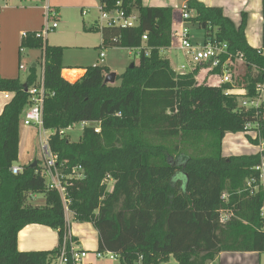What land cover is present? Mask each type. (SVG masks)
Returning a JSON list of instances; mask_svg holds the SVG:
<instances>
[{
    "label": "trees",
    "instance_id": "obj_1",
    "mask_svg": "<svg viewBox=\"0 0 264 264\" xmlns=\"http://www.w3.org/2000/svg\"><path fill=\"white\" fill-rule=\"evenodd\" d=\"M182 1L191 22L205 30L206 41L227 43L232 53L245 55L240 85L254 95L264 82L263 73L254 72L255 67L264 69V0L260 50L247 42L246 12L237 26L219 7ZM118 2L127 14L139 16V26L104 27L102 47L133 50L147 35L144 47L151 49L133 69L117 76L119 84L105 85L110 70L100 66L70 83L62 77V47L43 44L34 33H27L21 44V49L43 50L50 93L44 128L59 132L91 124L78 142L58 133L49 141L61 161L82 166L86 173L69 189L74 218L93 223L99 251L114 253L121 264H160L171 256L178 264H212L223 252L264 253V188L257 170L262 155L222 154L226 134L248 133L245 125L254 116L264 140V109L240 111L239 97L225 93L234 87L199 84L200 68L182 75L172 69L161 53L171 47L173 8L146 7L143 0H100V6L113 10ZM37 68L32 65L26 83L0 79V92L13 94L0 114V264H50L60 257L68 233L61 199L47 189L40 163L21 166L18 175L11 172L19 159L21 117L29 104L25 87L38 85ZM33 195H42L45 205H32ZM30 225L57 231L58 248L19 251L18 235Z\"/></svg>",
    "mask_w": 264,
    "mask_h": 264
},
{
    "label": "rangeland",
    "instance_id": "obj_2",
    "mask_svg": "<svg viewBox=\"0 0 264 264\" xmlns=\"http://www.w3.org/2000/svg\"><path fill=\"white\" fill-rule=\"evenodd\" d=\"M7 1L13 4V2H21L22 0ZM170 1L172 0H145L144 4L149 7H165ZM29 2H33L41 7L43 4H47L55 12L51 13L48 25H52L58 19L57 24L59 27L48 35L43 44L47 42L49 46H60L63 48V67L85 70L94 66L107 67L110 73H116L119 78L132 64H138L139 56L134 50L102 47V25L99 22L100 0H55L50 4H48V0H31ZM173 2V5L176 2V7H174L175 11L180 14L181 8L183 7L181 6L182 0H175ZM83 11L87 12V15H83ZM244 12L247 13L245 30L247 42L252 48L260 50L262 49L263 27L262 0H249V5ZM189 29L190 38L194 45L202 46L206 43V32L204 29L199 28L195 23H190ZM24 51L25 53L23 54L21 62V65L24 67L21 70L22 81H26V77L33 64H37L40 68L39 79L44 69L42 59L43 50L41 48L25 47ZM101 53H105L106 57L104 59L100 58ZM161 56L169 59L172 69L179 74L181 73L180 67L188 63V57L183 51L177 49V43L162 51ZM242 73L243 69L241 68L240 74ZM197 81L199 84L208 85H218L220 83V79L210 74L206 68H202L199 71ZM119 83L120 80L117 79L116 84ZM2 99L8 103V101L4 100V97ZM83 130L84 127L81 123H78L70 131H66L65 136L69 138L70 142H78ZM50 135L51 131H47L46 135L44 133L40 134L36 127H27L21 121L19 128V159L16 166H26L29 163L38 161L40 168H42L44 163L40 140ZM254 141H257V134L254 131L248 133H227L222 142V154L224 157L229 158L259 154V145L254 143ZM107 183L111 190L112 182L107 181ZM38 198L40 200L44 199L42 195H38ZM69 219H71L74 233L95 247V249L90 251L85 249V251L100 252L99 234L94 224L91 222H79L71 217V215ZM253 261L252 264H258L259 258H254ZM97 263L121 264V261L119 258L112 260L104 252V257L98 260ZM160 264H178V262L174 258H170L168 261L160 262ZM261 264H264V253L261 255Z\"/></svg>",
    "mask_w": 264,
    "mask_h": 264
},
{
    "label": "built area",
    "instance_id": "obj_3",
    "mask_svg": "<svg viewBox=\"0 0 264 264\" xmlns=\"http://www.w3.org/2000/svg\"><path fill=\"white\" fill-rule=\"evenodd\" d=\"M7 0H0V8L5 4ZM47 23L39 32L34 33L36 39H40L43 42L51 32L58 29V19L52 25H48L51 13H55L50 6L46 8ZM83 15H87V12H83ZM192 19L187 4L181 8L180 18L178 21H174L172 25L171 34V46L177 43V49L183 51L188 57V63L180 67L181 75L191 72L197 68H206L209 73L220 79V85H230L234 87L233 90H226V95L234 94L239 97V110H255L264 109V82L258 84L255 88V94L250 96L249 91L244 85H240L243 77L246 73L247 59L241 52L232 53L227 43H219L217 41L208 40L202 46L194 45L190 38V29L188 23ZM99 22L104 27L108 28H137L139 26V16L137 14H127L122 9L121 3L118 2L113 10H106L100 6L99 8ZM148 40L147 35L143 36L142 46L133 49L137 52L138 56L144 53L146 56L150 54L151 49L145 48L144 45ZM24 49H21L23 52ZM105 53L100 54V58L104 59ZM97 67V66H94ZM24 68L21 66V69ZM243 69V73L240 74V69ZM219 70V72H215ZM255 73H263L264 69L259 70L257 67L254 68ZM177 73V72H176ZM179 74V73H177ZM29 104L24 110L21 117V121L27 127H36L39 133L46 135L47 131L44 128L43 113L44 104L46 99L50 96L49 91L45 87L44 69L38 80V85H33L28 88ZM54 94H51L53 96ZM5 99L11 100L13 94L5 93ZM255 117V118H254ZM253 117V120L249 121L245 125L247 132L254 131L257 134V138L260 140L259 153L262 155V163L257 168L260 173V185L264 188V140L260 138L261 125ZM81 125L86 128L91 126L88 122H83ZM73 127L68 129L60 130L59 132L51 131V135L40 140V148L43 154V167L40 168V175L44 177L46 187L49 191L56 192L62 202L64 209L65 218L68 226V233L65 235L63 245L61 247V255L58 260L51 262L50 264H68L70 261L73 264H85L87 258L90 256V252L81 249L77 241L70 234L69 217L74 216L71 210L72 200L69 195V189L73 184L79 181H83L86 178L85 170L82 166H71L68 161H61L59 156L55 154L49 147L50 138L57 133L64 137L66 131H70ZM101 129L99 125L95 127V132L100 133ZM23 169L21 166L14 165L11 168V172L14 175L22 173ZM107 181H111L107 179ZM254 181L249 183L252 185ZM258 191V187L254 189ZM34 196V195H33ZM32 196V197H33ZM31 197V199H32ZM223 201L226 200V196L223 195L221 198ZM110 258L117 259V255L111 252H106ZM98 258L104 257V253L97 252Z\"/></svg>",
    "mask_w": 264,
    "mask_h": 264
},
{
    "label": "crops",
    "instance_id": "obj_4",
    "mask_svg": "<svg viewBox=\"0 0 264 264\" xmlns=\"http://www.w3.org/2000/svg\"><path fill=\"white\" fill-rule=\"evenodd\" d=\"M31 0H22L21 2L10 3L7 1L0 8V79H19L22 83H26L29 73L26 77V81L21 79V62L25 51L21 52V44L23 37L27 33H36L43 29L47 23L46 7L38 6ZM46 1V0H44ZM55 0H48V4ZM145 0H143L144 3ZM173 1H170L167 6L173 8V22L178 21L180 14L175 11L176 2L173 5ZM208 7H219L223 10L224 14L229 17L235 25L239 26L242 21V13L249 5V0H198ZM172 4V5H171ZM145 5V4H144ZM185 2L182 1L184 6ZM146 6V5H145ZM51 7V6H50ZM149 7V6H146ZM85 12V11H83ZM241 19L239 20V18ZM191 21L188 23L190 26ZM203 29V28H202ZM164 51V50H163ZM169 60V59H168ZM170 62V60H169ZM171 64V62H170ZM36 66L37 64H33ZM184 65V64H183ZM172 67V65H171ZM86 73L85 69H68L65 68L62 71V77L70 83H74L77 79L82 78ZM37 74H40V68H37ZM69 76V77H68ZM77 79H76V78ZM4 92H0V114L4 107L10 100H6L3 96ZM2 97H4V102ZM33 128V127H32ZM30 164V163H29ZM22 166V165H19ZM31 203L34 206H44L45 199L40 200L38 195H34L31 199ZM74 218V216H71ZM70 234L77 241L79 247L83 250H92L95 247L87 240L81 239L72 230V222L69 219ZM57 231L53 232V229L41 226L30 225L24 228L18 235V249L21 252H39V251H53L59 246V236ZM75 235V236H74ZM90 256L87 258L85 264H98V258L96 252H90ZM263 253H242V252H223L221 253L212 264H252L254 258H259L258 264H261V255ZM243 256V257H241ZM170 258H173L172 256ZM169 258V259H170ZM253 258V259H252Z\"/></svg>",
    "mask_w": 264,
    "mask_h": 264
},
{
    "label": "water",
    "instance_id": "obj_5",
    "mask_svg": "<svg viewBox=\"0 0 264 264\" xmlns=\"http://www.w3.org/2000/svg\"><path fill=\"white\" fill-rule=\"evenodd\" d=\"M135 67V65L134 64H132L131 66H130V68L131 69H133ZM117 74L116 73H110V74H108L106 77H105V80H104V84L105 85H108V84H110V85H114L115 83H116V81H117ZM25 91L27 92L28 91V87H25ZM37 165V161H35L34 163H33V166H36Z\"/></svg>",
    "mask_w": 264,
    "mask_h": 264
}]
</instances>
